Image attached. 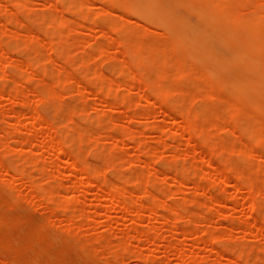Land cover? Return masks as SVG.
<instances>
[{"label":"rangeland","instance_id":"obj_1","mask_svg":"<svg viewBox=\"0 0 264 264\" xmlns=\"http://www.w3.org/2000/svg\"><path fill=\"white\" fill-rule=\"evenodd\" d=\"M101 1L0 0V264H264V138L252 137L264 136V69L219 70L238 45L213 38L186 1L173 8L175 27H190L187 41L147 21L131 0ZM54 17L65 19L59 29ZM104 81L127 103L100 94ZM202 85L210 97L200 96ZM224 94L241 110L227 111ZM200 108L206 117L195 115ZM68 156L90 166L91 185L76 189L83 174L60 170ZM118 182L123 206L105 197ZM132 195L159 215L129 211Z\"/></svg>","mask_w":264,"mask_h":264},{"label":"bare ground","instance_id":"obj_2","mask_svg":"<svg viewBox=\"0 0 264 264\" xmlns=\"http://www.w3.org/2000/svg\"><path fill=\"white\" fill-rule=\"evenodd\" d=\"M24 0H19V3H17L16 5H20V4H24V3H26V2H23ZM62 2H63V0H61ZM65 1V0H64ZM75 1V0H74ZM104 2H102V3H105L106 1H108V0H103ZM182 1H186L189 5H190V8L193 10H196L200 15H201V17L203 18V20L205 21V22H207L213 29H214V31H213V34H212V36H213V38H215L216 40H220L221 42H223V44H226V45H233V44H237L238 45V47H237V54L235 55V57H234V59H231L230 60V62L228 61H219L218 62V69L219 70H230V71H232V72H234L235 73V75L237 76V77H239L243 72H245V71H251V72H253L254 70H256V68L257 67H261L262 69H264V58H263V56H264V0H182ZM61 2V3H62ZM70 2V1H69ZM75 3V2H74ZM115 3V2H114ZM117 3V2H116ZM131 4H132V6H133V10L135 11V12H141V13H144L145 14V18H146V20L147 21H149V22H156V23H158L164 30H167V31H169V32H167V33H169V35L171 36V34H173L174 36H179V38L181 39V41H187L188 40V33H189V29H190V27L188 26V25H186V28H183V27H181V28H177V27H175V25H174V20L175 19H177L178 17H176V13H175V11H174V0H131ZM117 6V5H116ZM115 6V7H116ZM125 9V8H124ZM133 13V12H132ZM45 16V15H44ZM56 19V20H55ZM54 20H55V26L54 27H57L58 29L60 28V26L63 24V20H65L64 18H63V20H60L59 18H55L54 17ZM94 20V19H93ZM98 23V22H97ZM97 23H96V25H97ZM101 23V22H100ZM92 24H95V23H92ZM104 24H106V23H104ZM109 24H117V23H115V21H114V23H109ZM109 24H107L106 26H111V25H109ZM54 25V24H53ZM114 26H116V25H114ZM118 26H119V24H118ZM112 27V26H111ZM125 27V26H124ZM57 28H54V29H57ZM120 28H122V29H124L122 26H120ZM119 28V29H120ZM125 30V29H124ZM127 31H128V29H126ZM125 30V31H126ZM256 31L257 33H253L252 31ZM53 33H54V31H53ZM171 33V34H170ZM59 34V33H58ZM168 35V34H167ZM170 39H171V37H170ZM135 40H137V39H135ZM135 40H134V42H135ZM137 41H139V40H137ZM142 42V41H141ZM136 43H138V42H136ZM155 43V42H154ZM147 44H148V42H147ZM183 44V43H182ZM204 44V43H203ZM150 46V45H149ZM57 47V46H56ZM156 46H154V48H155ZM201 47V46H200ZM58 48V47H57ZM192 48V47H191ZM162 49V48H161ZM193 49V48H192ZM62 50H64V48L62 49ZM194 50V49H193ZM54 51H56V50H54ZM66 51V50H65ZM64 54V53H63ZM62 54V55H63ZM67 54V53H66ZM130 54V53H129ZM166 55V54H165ZM207 57H209L210 55L209 54H207L206 55ZM136 58V57H135ZM166 58H168V57H166ZM170 58V57H169ZM191 58V57H190ZM206 59H208V58H206ZM53 60V59H52ZM130 60H132V59H130ZM237 60H241V61H245L246 63L245 64H241V65H238V64H234V62L235 61H237ZM163 61V60H162ZM166 61V60H165ZM172 61V60H171ZM198 61V60H197ZM125 63H123V65H124ZM37 65H38V63H37ZM122 65V67H125V66H123ZM149 65V64H148ZM175 66V65H174ZM37 67V66H36ZM127 67V66H126ZM125 67V69H121V70H126L127 68ZM170 67V66H169ZM38 68V67H37ZM121 68V67H120ZM129 68V67H128ZM188 68V67H187ZM118 69H119V67H118ZM178 69V68H177ZM128 70H131V69H127L126 71H128ZM186 71H189V69H185ZM45 71V70H44ZM68 71V72H67ZM176 71V70H175ZM70 71L69 70H65V73H63L64 75H67V73H69ZM119 72H121V71H119ZM128 72H130V71H128ZM132 72V71H131ZM151 72V71H150ZM178 72V71H177ZM179 72H181V71H179ZM191 72H193V71H189V72H186L187 74H190ZM256 72H258V71H256ZM97 73H100V72H97ZM124 73V72H123ZM198 73H200V72H198ZM198 73H195V74H198ZM214 73V72H213ZM120 74V73H119ZM133 74V73H132ZM165 74H167V73H165ZM200 74H202V73H200ZM7 75V74H6ZM68 75H70V74H68ZM100 75V74H99ZM105 75V74H104ZM124 75V74H123ZM127 75H129V74H127ZM169 75V74H168ZM234 75V76H235ZM176 76V74L174 75V77ZM214 76V75H213ZM218 76V75H217ZM102 77H104V76H102ZM125 77V76H124ZM170 77H172V76H170ZM211 77H212V75H211ZM65 78V77H64ZM64 78H62V80L64 79ZM69 78V77H68ZM104 78H106L107 79V77H104ZM103 78V79H104ZM127 78V80H128V77H126ZM204 78V80L205 79H207V78H205V77H203ZM110 79V78H109ZM155 80H157L156 78H154ZM168 79H169V77H168ZM167 79V80H168ZM214 79V78H213ZM61 80V81H62ZM65 80V79H64ZM66 80H68V79H66ZM111 80V79H110ZM142 80H143V78H142ZM147 80V79H146ZM109 81V80H108ZM111 81H113V80H111ZM111 81H109V82H111ZM125 81V80H124ZM158 81V80H157ZM259 81L261 82L262 81V79H259ZM106 81H104V85H107L108 86V88H105V87H103L101 90H98L99 92H100V94L102 93V92H104V94H105V96L104 97H110L111 95H112V93H113V95H114V88L111 90V88L114 86V85H110L109 84V82H107V84L105 83ZM126 82V81H125ZM125 82H123V83H125ZM130 82V81H129ZM151 82V81H150ZM153 82H155L156 83V81H153ZM167 82V81H166ZM226 82V81H225ZM102 83V82H101ZM127 83V82H126ZM160 84H161V82H159ZM210 83H212V81L210 82ZM210 83H207V84H210ZM238 83V81H236L234 84H237ZM103 84V83H102ZM101 84V85H102ZM118 84H120L121 85V83H118ZM131 84V83H130ZM167 84V83H166ZM169 85H170V83H168ZM176 84V83H175ZM206 84V85H207ZM234 84H230V86L231 87H233L234 86ZM242 84H244V83H242ZM103 85V86H104ZM111 86V88H110V86ZM115 85H116V83H115ZM182 85V84H181ZM206 85H204L205 87H206ZM212 85H214V84H211V85H209V86H211L212 87V89H211V91L212 92H214V95H215V93L217 92V91H219V90H216L215 88H213V86ZM227 85V84H226ZM225 85V86H226ZM117 86V85H116ZM119 86V85H118ZM172 86V85H171ZM170 86V87H171ZM203 86V85H202ZM204 86H203V88L201 87V88H199V90H201V89H203V92H202V90H201V94L202 95H200V96H207L206 94H208V93H210V92H208V93H206V91L208 90V91H210V89H207V88H210V87H206V89L207 90H205V88H204ZM223 86V85H222ZM102 86H100L99 87V89L101 88ZM115 87V86H114ZM153 87V86H152ZM151 87V88H152ZM184 87V89H185V87L186 86H182V88ZM179 90H180V87H177ZM223 88V87H222ZM235 88V87H234ZM87 89V88H86ZM153 89V88H152ZM152 89H148V90H150V91H153ZM170 89H173L172 87L170 88ZM169 89V90H170ZM183 89V90H184ZM230 89V88H229ZM240 89H242V88H240ZM5 90V89H4ZM103 90V91H102ZM155 90V89H154ZM175 91H176V89H174ZM174 90H171V91H174ZM214 90H216V91H214ZM223 90H225L226 91V88H223ZM55 91V90H54ZM57 91V90H56ZM90 91V90H89ZM92 91V90H91ZM158 91V90H157ZM166 91H168V89L166 88ZM180 91H182V89L180 90ZM231 90H229V92H230ZM15 92V91H14ZM57 92H59V91H57ZM176 92H179V91H176ZM182 92H184V91H182ZM235 92V91H234ZM246 91H245V89H242L241 90V93L243 94V95H245V94H247V93H245ZM256 92V91H255ZM19 93H20V91H19ZM60 93V92H59ZM94 93V92H93ZM154 92H152V94H153ZM186 93V92H185ZM206 93V94H205ZM219 93V92H218ZM222 93H224V92H221V93H219V94H222ZM55 94V93H54ZM155 94V93H154ZM191 94H193L192 92H191ZM204 94V95H203ZM260 94V93H259ZM99 95V94H98ZM116 95V96H115ZM115 99H118V101H119V99L120 98H117V96L119 95V94H117V93H115ZM157 95V94H156ZM217 96H220V95H218V94H216ZM232 95V94H231ZM100 96V95H99ZM103 96V95H102ZM144 96H146V95H144ZM155 96V95H154ZM175 96V95H174ZM174 96H172V97H174ZM189 95H187V96H185V97H187V98H189L188 97ZM193 96V95H192ZM221 96H225V94L224 95H221ZM259 96H261V95H259ZM45 97V96H44ZM98 97V96H97ZM120 97V96H119ZM159 97V96H158ZM207 97H210V96H207ZM206 97V98H207ZM215 97V96H214ZM221 98V101H224L225 99L224 98ZM226 97V101H229V98H227V96H225ZM41 98H43V97H41ZM100 98V97H99ZM127 98H128V100H129V97H126V95L124 96V97H122L121 96V101L120 102H123L124 104H125V102L127 101ZM147 98V97H146ZM182 98H184V97H182ZM206 98H203V99H206ZM249 98V97H248ZM263 98V97H262ZM185 99V98H184ZM202 99V98H201ZM169 100V99H168ZM186 100V99H185ZM230 100H231V98H230ZM260 100V99H259ZM170 101V100H169ZM174 101V100H173ZM190 100L188 99V102H189ZM225 101V102H226ZM248 101V100H247ZM253 103H256V102H258V100L257 99H255V98H253ZM192 102V101H191ZM203 102V101H202ZM231 104H229L230 106H227V107H225L226 109H227V111L228 110H231V108H229V107H232L233 108V110H231V111H234V109H240L241 110V105L240 104H237L236 102H231V101H229ZM48 103V102H47ZM127 103V102H126ZM234 104V106H231V105H233ZM202 105V104H201ZM208 105V104H207ZM207 105H205V106H207ZM236 105V106H235ZM140 106V105H139ZM258 106V105H257ZM264 106V105H263ZM235 107H237V108H235ZM225 108H223V110L225 109ZM229 108V109H228ZM247 108V107H246ZM175 109V108H174ZM188 109H192V108H187V110L186 111H184V110H181V112H180V114L182 115V117H184L183 119H189L190 118V116H192L191 115V112L188 110ZM257 109H259V108H257ZM175 110H177V109H175ZM193 110H195V109H193ZM222 110V111H223ZM84 111V110H83ZM197 111H200L198 114H196L195 113V115L196 116H199V114L202 116V117H206V116H204V114H203V112L204 111H201V108H200V110L199 109H197L196 110V112ZM224 111H226V110H224ZM226 111V112H227ZM248 111H251V110H248V109H245V107H243L242 108V111H240V115H242V113H244V112H246V114L248 115ZM193 112H195V111H193ZM205 113V112H204ZM221 112H219V114H220ZM40 114V113H39ZM46 114V113H45ZM144 114V113H143ZM194 114V113H193ZM203 114V115H202ZM205 114H207V112L205 113ZM224 114V113H223ZM222 114V115H223ZM229 114V112L227 113V115ZM232 114V113H231ZM250 114V116H248L249 118H251V116L253 117V116H255L253 113H249ZM255 114H257L256 112H255ZM35 115H38V114H35ZM226 115V114H225ZM247 115H245L244 117H246ZM40 117H41V115H39ZM257 116V118H258V115H256ZM40 117H39V119H40ZM222 117H224V116H222ZM247 117V120H249V118ZM26 119H27V117H25ZM29 118H31V117H29ZM34 118V117H33ZM42 118L44 119V117L42 116ZM224 118H226V117H224ZM255 119L256 118H254V120H252V119H250L249 121H254L255 122ZM47 120V119H46ZM222 121H223V123H226V122H224V121H226L227 119H221ZM260 120H263V119H260ZM245 121V120H244ZM243 121V122H244ZM257 121H259V119L257 120ZM31 122V121H30ZM35 122V121H34ZM55 122V121H54ZM58 122V121H57ZM236 122V121H235ZM102 123V122H101ZM237 123V122H236ZM252 123V122H251ZM226 124H229L228 122L226 123ZM246 124V123H245ZM244 124V125H245ZM248 124V123H247ZM239 126H241V125H239ZM99 127V126H98ZM245 127H247L246 125H245ZM256 127H258V125L256 126ZM101 128V127H100ZM104 128H106V127H104ZM259 128V127H258ZM195 129L196 128H194V129H192L193 130V132L195 133ZM263 129H264V127H263ZM74 130H76V132L78 131L79 132V130H77V129H74ZM196 130H198V129H196ZM54 131V130H53ZM249 131H251V130H249ZM260 131V130H259ZM264 131V130H263ZM14 132V131H13ZM74 132V131H73ZM73 132H71V133H73ZM83 132V131H82ZM127 132V131H126ZM190 132H192V131H189V133ZM201 132H203L202 130H201ZM200 131H199V137H202V138H204V140L206 139V137L204 136L203 137V135L204 134H202ZM242 132H244V130H242ZM252 132H254L253 133V135H252V137L255 135H260L261 137H263L264 138V136H262V132L260 133V134H258V133H256L257 131H252ZM251 132V133H252ZM59 133V132H58ZM83 133H85V132H83ZM246 133H248V131L246 132ZM250 133V134H251ZM54 133H52V135H53ZM68 134V133H67ZM80 134V133H79ZM87 134V133H86ZM100 134V133H99ZM250 134L248 133V135L246 136L248 139H249V137H250ZM264 134V133H263ZM60 135V134H59ZM246 135V134H245ZM69 136H70V134H69ZM249 136V137H248ZM83 137H84V135H83ZM256 137H258V136H256ZM68 138V137H67ZM260 138V137H259ZM62 139V138H61ZM97 139V138H96ZM74 140V139H73ZM78 140V139H77ZM98 140V139H97ZM251 140H252V138H251ZM254 140V139H253ZM257 140H255L254 142L255 143H257L256 142ZM259 142V141H258ZM43 143V142H42ZM48 144V143H47ZM252 143H250V144H247V148H245L244 149V155L246 154V153H248V151H250V150H248V149H251V148H249L250 146H252L251 145ZM45 144H43V146H44ZM78 145H79V143H78ZM49 146V145H48ZM58 150L57 151H59L60 153H59V156L60 157H62L63 156V154H67L66 152H67V149H66V147H64V146H61V145H59L58 144ZM13 151V150H12ZM70 152H71V150H70ZM61 153H63V154H61ZM62 156H61V155ZM72 155V154H71ZM246 155H248V154H246ZM59 157V159L58 160H60L59 161V167H60V170H64L66 167H68L67 169H70V172H71V174H85L84 176L82 175V177H79L80 178V180L77 182V184H76V189H80V190H82L83 188H85L84 187V185H85V182H86V180H88L89 178H87V176L86 175H88V173H89V171L90 170H88V169H90V166H88V167H83V166H81L80 164H82V163H79V161L77 160L78 158H76V157H74V156H70V159H69V156H68V158H66V160L65 159H62V158H60ZM72 157H74V158H72ZM64 158V157H63ZM88 165H91V164H88ZM86 166V165H85ZM91 166H94V165H91ZM92 168V167H91ZM93 169V168H92ZM93 170H96V168L95 169H93ZM222 169H220V171H221ZM97 171H99V170H97ZM219 171V170H218ZM64 171H62V173H63ZM70 174V173H69ZM221 174L223 175L224 173L223 172H221ZM25 175V174H24ZM121 175V174H120ZM17 176H19V175H17ZM86 176V178H84ZM12 177L13 176H11V180H13L12 179ZM15 177V176H14ZM241 177H243V179L241 180V184H243L244 186L246 185V187L248 188V186L249 185H252V183H250L251 182V179H250V177L249 176H246L245 174H243ZM86 179V180H85ZM129 180L130 179H127L126 180V183H129ZM13 181H15V180H13ZM12 181V182H13ZM85 181V182H84ZM89 181V180H88ZM92 181H94V180H92ZM90 183H91V181H89ZM147 182V181H146ZM182 182V184L184 185V184H187V182H185L184 180L183 181H181ZM181 182H180V184H181ZM90 183H86V185L87 184H90ZM92 184V183H91ZM90 184V185H91ZM181 184V185H182ZM236 184V183H235ZM85 185V186H86ZM111 185H113V188H111L112 190L111 191H109L106 195L107 196H105L106 197V199L108 200V201H113V203H114V206H123L124 204H122V205H120L121 204V198L122 197H119V196H117V194L115 193L116 191L115 190H117V188L119 189L120 188V186L122 187V185H121V182H118V183H113V184H111ZM143 185V184H142ZM237 185V184H236ZM151 186V185H150ZM241 187V185L239 184V185H237L236 187H237V189H239L238 187ZM144 187H145V185H144ZM88 188V187H87ZM91 188V187H90ZM98 188V187H97ZM104 188V187H103ZM242 188V187H241ZM240 188V189H241ZM89 189V188H88ZM125 189V188H124ZM239 189V190H240ZM40 190V189H39ZM48 190V189H47ZM101 190H104V189H101ZM100 190V191H101ZM145 190H147V189H145ZM79 191V190H78ZM124 191V190H123ZM125 191H128V192H130L129 190H127V189H125ZM101 192H103V191H101ZM47 193H48V191H47ZM122 193H127V192H122ZM121 193V194H122ZM116 194V195H115ZM121 196V195H120ZM126 197V196H125ZM131 197V199H130V201L128 202V206H126L127 207V209L129 210V211H131L132 209L134 210V209H138V208H140V207H142V208H145L146 210L145 211H147L148 213H149V215H152L153 213H154V215H156L157 214V212L155 211V209H154V207H152V206H149L148 204H145V205H141L143 202H141V204H140V206H138L139 205V203L136 201L137 199H135V197L132 195V196H130ZM134 197V198H133ZM148 197V196H147ZM250 202H251V206L250 207H252V208H255L256 206H260L261 204H259V202L258 201H254V200H250ZM137 203H138V205H137ZM127 205V204H126ZM183 211V210H182ZM184 212H187V211H184ZM159 214H157V216H158ZM175 215V214H174ZM181 216V215H180ZM163 218L162 219H166V220H170V218H168V217H166L165 215H163L162 216ZM169 217H172V216H169ZM179 217V216H178ZM174 219V218H173ZM165 221V220H164ZM263 222V221H262ZM52 224V223H51ZM174 225H176V224H174ZM262 227H263V225H261ZM258 227H260V225L258 224ZM257 227V228H258ZM258 228V229H260V230H263V228ZM189 229V228H188ZM186 231V230H185ZM187 231H190V230H187ZM153 235H156V234H153ZM154 237V236H153ZM154 238H158V237H154ZM235 251V250H234ZM139 252V251H138ZM217 252H219V251H217ZM183 254V253H182ZM218 255V254H217ZM185 258V257H184ZM197 261H199V260H197ZM235 262V261H234ZM214 264V263H213Z\"/></svg>","mask_w":264,"mask_h":264},{"label":"snow or ice","instance_id":"obj_3","mask_svg":"<svg viewBox=\"0 0 264 264\" xmlns=\"http://www.w3.org/2000/svg\"><path fill=\"white\" fill-rule=\"evenodd\" d=\"M19 264H25V262L20 261ZM27 264H33V262L29 261V262H27ZM36 264H44V262H36ZM48 264H71V262L61 260V261H51V262H48Z\"/></svg>","mask_w":264,"mask_h":264}]
</instances>
